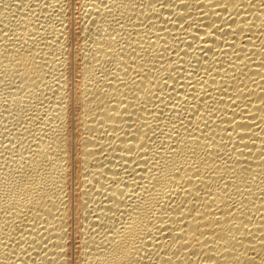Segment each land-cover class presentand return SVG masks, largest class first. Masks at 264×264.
Here are the masks:
<instances>
[{
  "label": "bare ground",
  "instance_id": "1",
  "mask_svg": "<svg viewBox=\"0 0 264 264\" xmlns=\"http://www.w3.org/2000/svg\"><path fill=\"white\" fill-rule=\"evenodd\" d=\"M0 264H264V0H0Z\"/></svg>",
  "mask_w": 264,
  "mask_h": 264
}]
</instances>
